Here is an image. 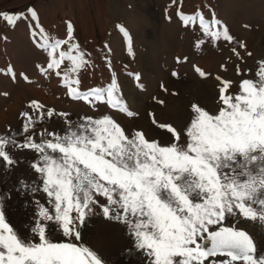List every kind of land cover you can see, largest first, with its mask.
I'll use <instances>...</instances> for the list:
<instances>
[{
    "label": "rangeland",
    "instance_id": "1",
    "mask_svg": "<svg viewBox=\"0 0 264 264\" xmlns=\"http://www.w3.org/2000/svg\"><path fill=\"white\" fill-rule=\"evenodd\" d=\"M28 8L37 12L38 21L31 18ZM197 12L206 20L221 21L220 27L229 29L233 41L213 40L198 24L185 25L179 15ZM0 13H24L26 17L15 26L0 19V135L12 138L15 145L25 141L23 113L35 121L32 135L37 141L45 130L63 135L69 125L108 115L129 136L142 131L149 141L170 145L174 137L161 126L171 125L184 143L185 130L194 118L192 106L217 114L222 107V81H231L229 94H238L244 79L258 78L264 61V0H0ZM69 23L72 39L58 51L76 44L87 61L84 68L71 73L73 80L80 81L74 86L87 93L106 89L115 79L117 95L134 115L94 98L91 102L73 99L63 83L64 72L71 68L67 59L60 66V75L57 70L41 71L51 58L39 46L40 29L53 40H68ZM121 26L131 37V50ZM32 101L43 106V116L41 110L31 107ZM48 110L55 115L48 117ZM8 151L16 163L8 166L0 160V210L21 239L40 243L33 232L40 219L39 207L54 212L42 190V178L32 167L40 154L13 144ZM99 203H105L103 197ZM95 212L80 225V240L65 236L55 222H45L47 238L53 243L89 247L105 264H147L144 253L135 249L128 228L105 219L98 206ZM223 223L248 232L257 255L264 254L260 223L240 215L229 216ZM221 259L226 257L211 258L207 264Z\"/></svg>",
    "mask_w": 264,
    "mask_h": 264
},
{
    "label": "snow or ice",
    "instance_id": "2",
    "mask_svg": "<svg viewBox=\"0 0 264 264\" xmlns=\"http://www.w3.org/2000/svg\"><path fill=\"white\" fill-rule=\"evenodd\" d=\"M27 12L38 21L34 9ZM179 15L185 25L198 24L213 40L234 39L214 17L206 20L199 12ZM25 18L24 13H0V19L10 26ZM121 31L131 50V37L122 26ZM71 34L70 23L68 40H53L40 29L39 46L51 58L41 71L57 70L60 75L67 59L71 68L64 72L63 83L73 99L91 102L94 98L134 115L117 95L115 79L106 89L79 91L80 81L73 80L71 73L85 67V54L76 44L58 51L71 41ZM8 71L15 75L11 68ZM257 77L244 79L235 95L229 94L231 81L223 80L222 107L215 115L194 104L184 143L171 125L161 126L174 137L170 145L149 141L142 131L129 136L108 115L69 125L63 135L45 130L37 141L32 135L35 121L23 113L25 141L15 145L12 138L0 135V160L8 166L16 163L8 151L10 144L38 152L39 161L32 167L42 178V190L54 212L39 207L40 219L33 232L40 243H31L18 236L0 210V264H105L89 247L53 243L46 235L45 222H55L65 236L80 240L79 227L96 214L97 206L105 219L128 228L135 249L144 253L147 264H207L216 257L226 259L212 260V264H264V254L257 255L253 237L223 223L229 216L240 215L264 227V61ZM31 107L45 114L39 102L32 101ZM46 115L55 113L48 110Z\"/></svg>",
    "mask_w": 264,
    "mask_h": 264
},
{
    "label": "water",
    "instance_id": "3",
    "mask_svg": "<svg viewBox=\"0 0 264 264\" xmlns=\"http://www.w3.org/2000/svg\"><path fill=\"white\" fill-rule=\"evenodd\" d=\"M212 230H216V228L215 229H212Z\"/></svg>",
    "mask_w": 264,
    "mask_h": 264
}]
</instances>
